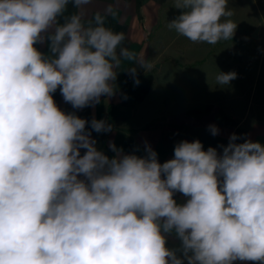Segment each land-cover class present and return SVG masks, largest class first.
Returning <instances> with one entry per match:
<instances>
[{"label": "clouds", "instance_id": "1", "mask_svg": "<svg viewBox=\"0 0 264 264\" xmlns=\"http://www.w3.org/2000/svg\"><path fill=\"white\" fill-rule=\"evenodd\" d=\"M90 3L0 0V264H264V145L233 133L222 151L180 141L163 163L147 144L139 156L113 143L110 157L91 132L111 125L93 118L89 130L58 107V89L74 109L113 96L122 60L134 55L106 14L64 17L69 4ZM173 6L169 30L193 43L235 34L229 0ZM45 42L47 54L36 47ZM236 78L219 72L216 82Z\"/></svg>", "mask_w": 264, "mask_h": 264}, {"label": "crops", "instance_id": "2", "mask_svg": "<svg viewBox=\"0 0 264 264\" xmlns=\"http://www.w3.org/2000/svg\"><path fill=\"white\" fill-rule=\"evenodd\" d=\"M170 1L91 0L83 10L69 4L64 17L82 11L85 23L96 12L106 14L105 26L125 33L123 46L134 55L132 59L122 60L113 96H101L99 103L74 109L58 89L53 94L56 104L63 111L74 112L89 121V130L93 118L111 125L109 132H91L96 147L110 157L114 155L110 147L113 143L124 153L139 156L145 155L147 144L163 163L174 157V148L180 141L199 140L205 150L214 147L222 151L219 146H226L233 133L238 136L237 143L250 139L264 145V115L253 116L248 110L240 116L235 108H225L208 87L213 78L202 75L203 65L214 55V45L178 47L170 40L169 30L161 26L164 7ZM258 1L264 7V0ZM64 17L60 18L61 23ZM36 47L48 53L47 42ZM144 64L152 67L144 68ZM129 68L137 70L135 75ZM136 79L138 85L134 83ZM209 125L217 126L219 133L212 135ZM175 199L178 203L185 201L180 193L175 194ZM168 246L178 247V241L170 238ZM234 264L259 262L235 261Z\"/></svg>", "mask_w": 264, "mask_h": 264}, {"label": "rangeland", "instance_id": "3", "mask_svg": "<svg viewBox=\"0 0 264 264\" xmlns=\"http://www.w3.org/2000/svg\"><path fill=\"white\" fill-rule=\"evenodd\" d=\"M229 9L233 15L226 19L237 24L235 34L231 40L214 45V55L203 63L202 75L213 78L208 87L225 108H235L240 116L249 110L253 116L261 117L264 115V7L258 0H229ZM179 14L171 0L164 7L161 26L169 30V21ZM169 32L170 40L178 47L198 44L174 30ZM219 72H235L237 78L226 86H218Z\"/></svg>", "mask_w": 264, "mask_h": 264}]
</instances>
